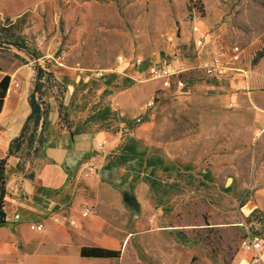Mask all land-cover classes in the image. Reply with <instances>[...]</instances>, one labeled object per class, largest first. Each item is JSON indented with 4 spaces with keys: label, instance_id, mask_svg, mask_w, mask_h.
I'll list each match as a JSON object with an SVG mask.
<instances>
[{
    "label": "rangeland",
    "instance_id": "374dc122",
    "mask_svg": "<svg viewBox=\"0 0 264 264\" xmlns=\"http://www.w3.org/2000/svg\"><path fill=\"white\" fill-rule=\"evenodd\" d=\"M84 1L85 18L58 21L62 36L54 60L73 68L87 61L90 65L76 68L89 74L125 70L93 81L83 92L70 90L60 101V124L75 132L122 135L118 149L96 148L107 155L103 168L129 137L140 141L145 159L164 161L147 167L135 158L113 168L117 182L102 177L121 193L127 210V264H235L246 255L247 229L264 238V134L255 137L264 125L243 116L242 103L230 97V89L199 69L183 75L190 85L184 91L174 85L163 89L150 79V70L197 65L195 24L211 37L207 56L225 44L250 49L264 38V0ZM250 51L249 80L264 81V46ZM137 59L143 61L140 66ZM248 89L234 91L264 93V84ZM110 95L126 106L115 110ZM45 141L41 137V154ZM90 166L92 175L103 169ZM125 193L135 198L134 210Z\"/></svg>",
    "mask_w": 264,
    "mask_h": 264
},
{
    "label": "crops",
    "instance_id": "0c3cea01",
    "mask_svg": "<svg viewBox=\"0 0 264 264\" xmlns=\"http://www.w3.org/2000/svg\"><path fill=\"white\" fill-rule=\"evenodd\" d=\"M86 5L84 0H0V36L15 44L13 50L0 53V82L10 77L0 112V159L8 157L0 264H127L129 221L122 195L102 180L101 170L93 175L85 170L88 165L98 169L105 165L107 155L96 153L99 141L106 140L112 152L120 146L122 135L110 130L75 132L60 124V101L69 97L70 90L83 92L93 81L124 75L125 69L118 67L106 70L104 77L99 78L76 68L90 65L87 61L77 62L73 68L61 67L54 60L62 36L58 21H69L74 16L85 18L82 9ZM101 14L103 19L104 13ZM259 45L264 46V38L252 43L250 49ZM240 46L245 49L244 64L227 79L218 81L230 89L232 99L241 101L243 116L264 125V93L234 91L237 87L249 90L251 85L264 84L257 77L249 80L251 71L247 67L252 53L248 47ZM39 68L47 70L40 80V92L48 114L45 120L40 119L36 129L30 124L27 138L33 132L31 147L28 149L26 140L16 155H10L33 112L31 95ZM16 83L20 85L17 88ZM110 98L115 110L126 106L116 97ZM47 125H51L49 129ZM41 137L46 138L43 154ZM87 210L89 215L84 217L82 213ZM71 220L76 224H71ZM33 224L44 225V231L31 230ZM137 226L141 228L139 222ZM92 247L120 251V256L83 257L82 249ZM244 252L246 255L237 257L235 264H250L252 254Z\"/></svg>",
    "mask_w": 264,
    "mask_h": 264
},
{
    "label": "built area",
    "instance_id": "2783aa9c",
    "mask_svg": "<svg viewBox=\"0 0 264 264\" xmlns=\"http://www.w3.org/2000/svg\"><path fill=\"white\" fill-rule=\"evenodd\" d=\"M195 38V46L198 50L197 65L189 67L187 65L175 66L172 64H163L161 66H155L150 70V79L160 82L163 89H170L172 85L178 91H184V89H190L188 82L183 80V75L190 70H201L207 77L224 80L231 76L232 73L239 70V65L245 59V49L240 45H223L216 52L207 57L205 53L206 47L211 44V37L207 33L201 32V30L195 24L192 28ZM15 48L14 42L7 40L3 37H0V51H9ZM62 58H58L61 60ZM120 62H124L123 57H119ZM58 63V61H56ZM141 59H137L136 63L138 66L142 64ZM59 64V63H58ZM61 65V64H59ZM42 69V68H39ZM38 69V73H39ZM44 72L47 70L42 69ZM105 70H100L96 74L97 77L102 78L105 75ZM19 84H15V88L19 87ZM153 102L149 106H153ZM231 107H236V103L230 104ZM264 134V128L259 129L255 134V137L258 139ZM108 145L106 140L99 141L97 143V149L103 150ZM95 172L93 166L88 167V173L92 174ZM84 217L89 215L88 211L82 213ZM71 224H76L74 220L70 221ZM244 226V224H242ZM31 230L42 232L44 231V225L42 224H33L30 226ZM263 248H264V238L257 233L246 232V237L244 239L243 250L251 253L252 257L250 264H264L263 258Z\"/></svg>",
    "mask_w": 264,
    "mask_h": 264
},
{
    "label": "trees",
    "instance_id": "16d2710c",
    "mask_svg": "<svg viewBox=\"0 0 264 264\" xmlns=\"http://www.w3.org/2000/svg\"><path fill=\"white\" fill-rule=\"evenodd\" d=\"M263 6H264V1H263ZM44 74L45 72L42 69H39L37 84L31 95V101H32L31 104H32L33 112L31 114L27 126L25 127L23 134L20 136V138L14 141L11 147L10 155H16L22 143L26 140L28 143V149L31 147V143L34 135L33 132L27 138L28 131L30 130V124L34 127V129H36L39 125L40 119L44 118L45 120L48 114V108H46V102L42 99V95H43L42 91L40 92V80H42ZM9 83H10V77L8 76L3 78V80L0 82V112L2 110V106L4 103L3 101L9 88ZM139 147H140V141L134 137H129L128 141L121 145V149H119L120 151L119 154L114 155L112 157V160L109 161V163L105 166V168L107 169L119 168L126 165L130 160L139 157H141L142 163L146 164L147 167H157L164 165V161L161 158L153 159V157H150L148 159H145L146 150L140 151ZM7 161H8V157L0 159V226L5 224L6 222L4 201L7 195V187H6L7 184L5 180V168L7 165ZM81 254L83 257H87V258L108 259V258H118L120 256V251H112V250H108V248L104 249V248L92 247V248H83Z\"/></svg>",
    "mask_w": 264,
    "mask_h": 264
},
{
    "label": "water",
    "instance_id": "95a60500",
    "mask_svg": "<svg viewBox=\"0 0 264 264\" xmlns=\"http://www.w3.org/2000/svg\"><path fill=\"white\" fill-rule=\"evenodd\" d=\"M100 172H101L100 175L103 178L114 180L116 182L119 179L118 172L115 169H113V168L112 169L103 168ZM124 200H125L126 203L129 204V207L134 210V208H132V206L134 205L133 204V200L135 201V198L132 197L130 194L125 193L124 194Z\"/></svg>",
    "mask_w": 264,
    "mask_h": 264
},
{
    "label": "bare ground",
    "instance_id": "6f19581e",
    "mask_svg": "<svg viewBox=\"0 0 264 264\" xmlns=\"http://www.w3.org/2000/svg\"><path fill=\"white\" fill-rule=\"evenodd\" d=\"M198 27V26H197ZM199 28V27H198Z\"/></svg>",
    "mask_w": 264,
    "mask_h": 264
}]
</instances>
